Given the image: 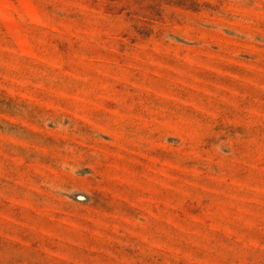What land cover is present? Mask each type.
<instances>
[{
    "label": "rangeland",
    "instance_id": "obj_1",
    "mask_svg": "<svg viewBox=\"0 0 264 264\" xmlns=\"http://www.w3.org/2000/svg\"><path fill=\"white\" fill-rule=\"evenodd\" d=\"M0 264H264V0H0Z\"/></svg>",
    "mask_w": 264,
    "mask_h": 264
}]
</instances>
